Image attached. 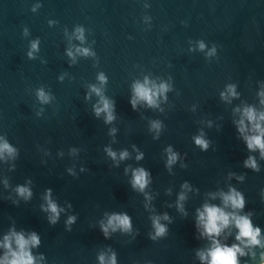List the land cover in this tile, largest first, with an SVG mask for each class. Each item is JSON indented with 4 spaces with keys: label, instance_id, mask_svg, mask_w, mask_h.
<instances>
[{
    "label": "water",
    "instance_id": "1",
    "mask_svg": "<svg viewBox=\"0 0 264 264\" xmlns=\"http://www.w3.org/2000/svg\"><path fill=\"white\" fill-rule=\"evenodd\" d=\"M137 83L157 92L155 105L136 97ZM262 93L264 0H0V144L15 149L0 154V264L10 258L5 237L17 247L14 232L38 235L35 264H101V255L107 264L113 253L116 264H208L200 253L213 239L240 245L239 264H264V156L245 139L264 120L243 117L245 108L264 113ZM101 96L111 122L95 113ZM138 168L149 173L143 191L131 183ZM49 189L61 209L55 224L44 210ZM232 190L243 208L225 205ZM206 204L248 216L261 244L237 240L234 222L209 237L199 222ZM114 213L132 228L106 237L101 222Z\"/></svg>",
    "mask_w": 264,
    "mask_h": 264
},
{
    "label": "clouds",
    "instance_id": "2",
    "mask_svg": "<svg viewBox=\"0 0 264 264\" xmlns=\"http://www.w3.org/2000/svg\"><path fill=\"white\" fill-rule=\"evenodd\" d=\"M82 38V37H81ZM35 43L33 44V48H35ZM200 48H204V44H200ZM85 54H87L88 50H83ZM71 55V52H69ZM100 79L103 81L104 77L101 75ZM154 87V86H153ZM167 90V86L161 84L159 87L160 92H164ZM93 91L100 95V89L93 87ZM134 91L136 97L146 101L150 106L156 104L155 97L157 96V92L150 88L147 83L140 84L137 83L134 86ZM229 92L232 95H236L234 88L229 86ZM223 95V94H222ZM264 95V93H262ZM38 96L42 102H47L49 97L43 92V90L38 91ZM101 106L95 107V113L97 116L101 112H105L106 120L105 122H111L114 119L113 116V104L103 96H101L100 101ZM133 108H135V102H132ZM243 117H246L249 122H256L258 120H264V113H262L259 117H257L255 111L252 108H245L243 112ZM241 118L239 121V131L243 133L245 131L244 118ZM153 127L159 129L160 125L158 122L153 123ZM253 127L257 130L256 135L246 136L245 139L247 141V145L249 149L259 148L261 150V155L264 156V128H261L258 122L253 124ZM195 143L201 146L203 149H207L208 142L204 140L202 137H195ZM7 151L10 155L15 152V149L12 148L7 142L0 144V154ZM108 154L115 159L116 153L111 149H107ZM169 158L168 165L170 166L177 160V154L171 151V148L168 149ZM128 156L127 151H123L120 153V159H124ZM142 154L137 156V159H140ZM246 166H251L256 168L255 160L252 157H249L248 160L245 161ZM149 173L144 168H138L133 170V179L131 181L133 188H138L140 191L147 186L149 182ZM17 193L26 199L31 197V190L24 186H18L16 189ZM51 190L49 189L45 195V199L47 201V207L44 208L45 211H49L52 215L49 216V222L55 224L61 209L58 208L57 204L51 199ZM184 196L181 194L180 200H183ZM224 203L228 205L229 203L234 209H241L244 206L243 197L239 192L232 190L230 194L224 196ZM44 206H42L43 208ZM199 211V210H198ZM165 219H168L167 215L164 216ZM75 221L74 216H69L67 224H71ZM199 222L203 225L205 233L209 237L218 236L222 230V228L227 227L230 223L234 222L235 226L239 229V232L236 236V239L241 241V243H245L248 245H260L261 240L260 229L258 227L254 228L251 220L248 216H238L235 213H228L223 208L215 206V205H204L203 211H199ZM153 226L155 228V236H161L166 232V227L159 223V218H153ZM117 228L123 231H131V217L124 214H112L108 216L107 223L101 222V229L104 235L107 237L109 234V229L112 231H116ZM15 237L16 249L13 250L10 243V237L6 236L4 241V247L9 250V254H5L6 264H35L34 257L31 254L29 246H35L40 243L39 237L35 232H32L29 238H25L22 233H12ZM155 236L152 238L155 239ZM214 247L208 250L207 256L204 253H200V257L202 260L208 259V264H239L237 254L244 255L243 248L238 244H233L231 247L224 245L221 246L218 241L213 239ZM262 257H264V253H262ZM101 264H105L104 256L101 255L99 257ZM107 264H116L115 253L111 256Z\"/></svg>",
    "mask_w": 264,
    "mask_h": 264
}]
</instances>
